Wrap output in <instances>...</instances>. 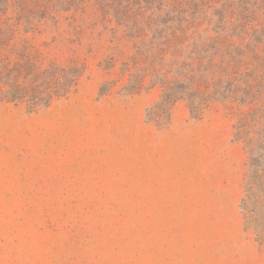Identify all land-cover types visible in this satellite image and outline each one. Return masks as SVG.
Masks as SVG:
<instances>
[{"label": "rangeland", "instance_id": "1", "mask_svg": "<svg viewBox=\"0 0 264 264\" xmlns=\"http://www.w3.org/2000/svg\"><path fill=\"white\" fill-rule=\"evenodd\" d=\"M233 1L8 4L0 63L29 88L42 81L68 93L32 109L0 89V264H264V243L259 257L229 251L210 223L226 188L247 197L250 157L235 139L237 111L204 105L195 91L169 117L156 110L165 91L154 73L169 63L146 57L150 21L235 19L244 8ZM252 1L262 10L247 15L263 25L264 0ZM209 27L187 31L206 39ZM261 196L241 211L255 241Z\"/></svg>", "mask_w": 264, "mask_h": 264}, {"label": "trees", "instance_id": "2", "mask_svg": "<svg viewBox=\"0 0 264 264\" xmlns=\"http://www.w3.org/2000/svg\"><path fill=\"white\" fill-rule=\"evenodd\" d=\"M32 1L0 0V16L10 2L22 7ZM229 4L232 9L236 4H243L244 12L235 19L218 15L209 19L177 16L150 21L148 27L152 30V39L148 42L150 47L146 49V57L161 67L169 63L167 73L157 70L154 73L165 91L156 110L169 117L178 100L186 99L192 103L195 91L204 105L218 102L229 111H237L239 120L234 127L235 139L244 144L250 157V169L244 184L247 197L241 203V211L246 212L248 201L256 191L262 195L256 203L264 206V22L261 25L259 16L247 15L253 9L262 10L254 1L242 0L240 3L234 0ZM1 21L0 17V47L9 40ZM205 22L209 23L207 32L212 33V37L201 39L198 32L188 33L189 27L201 26ZM256 25L261 27L258 29ZM171 47L175 58L166 60L164 56ZM11 68L14 67L0 63V89L5 100L24 101L35 109L47 106L61 91L63 96L68 93L67 88L52 89L49 86L43 89L41 84L46 82L42 81L35 84L38 87L29 88L25 86L24 75L21 79L15 77ZM255 233L257 243L262 245L264 227L260 231L255 229Z\"/></svg>", "mask_w": 264, "mask_h": 264}, {"label": "crops", "instance_id": "3", "mask_svg": "<svg viewBox=\"0 0 264 264\" xmlns=\"http://www.w3.org/2000/svg\"><path fill=\"white\" fill-rule=\"evenodd\" d=\"M226 198L215 201L211 208L210 223L227 239V250L262 256L261 247L246 228L241 212L242 194L239 189L226 188ZM211 225V226H212Z\"/></svg>", "mask_w": 264, "mask_h": 264}]
</instances>
